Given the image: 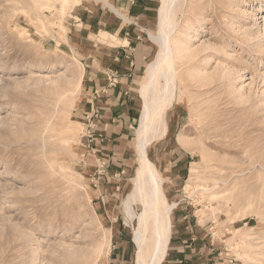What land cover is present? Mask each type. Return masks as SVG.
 Returning a JSON list of instances; mask_svg holds the SVG:
<instances>
[{
	"label": "rangeland",
	"instance_id": "374dc122",
	"mask_svg": "<svg viewBox=\"0 0 264 264\" xmlns=\"http://www.w3.org/2000/svg\"><path fill=\"white\" fill-rule=\"evenodd\" d=\"M114 1L0 0V264H137L125 202L139 167L141 95L106 175L83 130L91 95L76 38L94 35L91 23ZM139 4L151 15L142 82L158 53L162 0ZM173 20L179 79L147 155L167 203L182 209L172 221L190 223L206 245L199 264H264V0H181ZM101 36L85 48L106 45Z\"/></svg>",
	"mask_w": 264,
	"mask_h": 264
},
{
	"label": "crops",
	"instance_id": "0c3cea01",
	"mask_svg": "<svg viewBox=\"0 0 264 264\" xmlns=\"http://www.w3.org/2000/svg\"><path fill=\"white\" fill-rule=\"evenodd\" d=\"M140 1L127 0V7L124 8L121 7L124 4L119 5L120 0H115L116 7L111 8V15L99 14L96 21L91 23L90 31L96 35L80 30L76 38L77 46L82 48L86 57L88 71L85 83L91 95V101L87 102L83 110V124L87 122V116L94 117L98 113L92 121L91 133L94 139L92 144L87 142V148L90 153H97L98 163L105 162V175L107 162L115 165L121 162L117 160L120 156V142L134 129L142 106L141 93L145 77L141 82L140 74L149 56V48L144 39V24L151 15L147 12L148 6L141 9L143 4L140 5ZM144 5H147L146 2ZM120 10H127V18ZM123 23H130L132 28L123 30ZM100 35L107 40L106 45L85 48L84 44H89L87 41L91 36ZM178 207L175 210L182 211ZM191 228V224L185 220L171 219L169 250L165 257L167 264H199L196 258L203 254L206 245L199 242L201 238L194 237Z\"/></svg>",
	"mask_w": 264,
	"mask_h": 264
},
{
	"label": "bare ground",
	"instance_id": "6f19581e",
	"mask_svg": "<svg viewBox=\"0 0 264 264\" xmlns=\"http://www.w3.org/2000/svg\"><path fill=\"white\" fill-rule=\"evenodd\" d=\"M180 1L162 0L159 29L155 35H151L152 40L158 46V53L146 70L144 79L146 83L143 84L141 93L144 104L140 128L137 131L139 167L134 178V191L125 202L127 217L135 218L137 221L134 227L137 264H162L171 236L172 212L177 206L176 203L172 205L167 203L162 188L164 180L156 165L148 157L147 147L153 140L152 136L159 132L157 127L162 123L165 109L173 101L174 90L177 89V80L179 79L177 61L183 57L184 51L180 46V41L175 37L176 25L173 19ZM183 34L185 36V33ZM2 67L3 65L0 64V69ZM161 78H164L166 83L162 94L158 95L157 85ZM179 140L184 144L183 135L179 137ZM136 203H140L143 208L138 214L133 209V205ZM8 205L10 204L6 206Z\"/></svg>",
	"mask_w": 264,
	"mask_h": 264
},
{
	"label": "built area",
	"instance_id": "2783aa9c",
	"mask_svg": "<svg viewBox=\"0 0 264 264\" xmlns=\"http://www.w3.org/2000/svg\"><path fill=\"white\" fill-rule=\"evenodd\" d=\"M97 97L99 96L98 93L95 94ZM97 115L98 113L92 117V116H87V122L85 124H83V130H84V137L86 139V141L88 142V144H92L93 142V139H94V136L92 135L91 133V130H92V121H93V118H97ZM99 168H100V171L99 173L102 174L104 173V168H105V165L103 163H99Z\"/></svg>",
	"mask_w": 264,
	"mask_h": 264
}]
</instances>
